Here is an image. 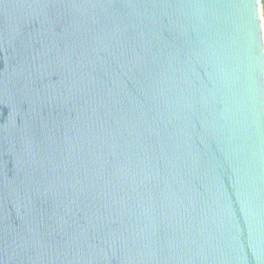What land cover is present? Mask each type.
I'll return each mask as SVG.
<instances>
[{
	"label": "water",
	"instance_id": "95a60500",
	"mask_svg": "<svg viewBox=\"0 0 264 264\" xmlns=\"http://www.w3.org/2000/svg\"><path fill=\"white\" fill-rule=\"evenodd\" d=\"M0 264H264L261 0H0Z\"/></svg>",
	"mask_w": 264,
	"mask_h": 264
},
{
	"label": "rangeland",
	"instance_id": "374dc122",
	"mask_svg": "<svg viewBox=\"0 0 264 264\" xmlns=\"http://www.w3.org/2000/svg\"><path fill=\"white\" fill-rule=\"evenodd\" d=\"M261 9H262V15H263V21H264V10H263V5H262V0H261Z\"/></svg>",
	"mask_w": 264,
	"mask_h": 264
},
{
	"label": "trees",
	"instance_id": "16d2710c",
	"mask_svg": "<svg viewBox=\"0 0 264 264\" xmlns=\"http://www.w3.org/2000/svg\"><path fill=\"white\" fill-rule=\"evenodd\" d=\"M263 10H264V0H262Z\"/></svg>",
	"mask_w": 264,
	"mask_h": 264
}]
</instances>
